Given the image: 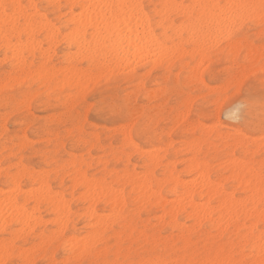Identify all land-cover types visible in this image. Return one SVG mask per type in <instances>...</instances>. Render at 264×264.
I'll return each mask as SVG.
<instances>
[{
	"label": "rangeland",
	"instance_id": "rangeland-1",
	"mask_svg": "<svg viewBox=\"0 0 264 264\" xmlns=\"http://www.w3.org/2000/svg\"><path fill=\"white\" fill-rule=\"evenodd\" d=\"M31 1H33L34 5H43L45 7L55 4L52 3V0L51 2L50 0H20L21 5H30ZM141 1L143 3L145 12L154 16L156 11L161 10L160 6L163 0ZM177 1L183 2L184 5L194 4L193 0L192 2H190L191 0ZM64 3L65 2L62 0L60 4L64 5ZM60 4L58 3V5ZM81 11L82 9L75 8L74 15H78ZM69 13H71V10H69L67 7L65 9L57 7L54 9H48L44 14L48 15L49 20L55 22L60 18V16H67ZM258 22L259 18L255 23L256 25L253 24L250 28L246 27L243 29L244 35L241 38L242 40H238L235 41V43H232V45L236 46L235 48H233L234 46L232 45L230 46L231 50H237V54H239L238 50L242 45L246 47V54L251 56L257 65L260 62L261 52L264 51V29L260 28ZM64 27H67V25H65ZM75 27L76 26L73 25L71 30H73ZM57 28L58 36L56 37V39H54L53 41H49V35L45 34L42 39H35V42L37 41L36 43H38V46L36 45V43H33V40L31 42L29 40V37H25V43L27 44V46L30 45V48L32 46L33 49H29L30 51L32 50V53L29 51V55L26 58V63L23 64L20 62L14 64L12 62L11 57L6 54L9 50L4 47V43L0 40V201H3L2 203L5 204V201L9 198L11 200L14 198H17L19 200L26 197L24 196L25 193L27 194L33 192L34 194L35 190L39 191L37 189H39L40 186H43L40 185V181L38 182V179H42V183L46 185L43 186V188H50V190L52 189L51 191L56 195L63 196L65 203L68 202L65 205L68 204L67 206H69H65V209L68 208L71 212L69 213L67 212V210L62 212L67 213L65 216L68 218V221H66V227L65 223L63 222L64 217L62 218V215L60 214V218H62V220H60L58 215L59 213L56 211L55 206L49 202L46 203V201H44L41 196V199L43 201L40 200V202L42 203L39 204V208L37 207V210H39L40 212L36 211L35 213L36 217L41 220L36 221L37 223L39 222L38 226L31 222L35 229L32 228V226L29 230V248L39 250L43 253L42 255L35 257V260L39 261L40 264H50V262L51 264H54V261L59 259L67 264L68 261L78 260L79 258L80 260L89 261V264H94L96 260L103 259L107 255L109 249H115L117 253H121L122 250L121 258L125 260H135L136 264H154V261L156 260L157 261L155 262V264H157V262L169 261V259L180 261L204 260L206 262L208 261L209 264H212L211 262H217L215 260L217 259L215 255L217 257L219 256L218 258H220L219 260L221 262L229 260H224V258L226 256L229 258L230 255V260L236 257L247 259V257L251 256L252 250L254 249V245L252 246V243H254V241L252 242L251 238H248L247 241L246 239H244V232L247 236L250 231L248 230V227H242L238 231H235L233 227L230 226L229 231L225 233L223 232V234L219 230L212 229L209 220L205 219L209 217L208 215H205L202 220L199 221L200 223L202 221L200 226L196 225L194 223H197L198 220L188 217L191 214L189 215L187 213L193 212V209L187 205V201H180V205L177 204L178 202L175 203L177 198L170 193V187L166 185V187L160 193V188H158L159 186L156 185V182L152 187V192L154 191V193H156L157 191V193H160L159 195L164 201L162 202L163 204L161 203L159 205H156L155 203H152L153 205H151L146 201L143 202V204L142 202H139L141 205L140 207L138 203L140 197V195H138L139 192L136 193L134 189H131L133 188V186L130 184L125 186L124 182H122L124 179L118 181V183L114 182V180L116 177H123L122 174H134L136 176L142 177V175H144L146 171V175L154 174L157 180L162 181L166 180L169 175L168 173L174 170L173 178L178 177V179L180 181H183L184 183H198V178L200 176H197L199 175L197 172H193L190 159L194 157L193 153L195 152L193 151L194 149H196L195 146L193 147V145L199 144V154L197 152L196 160L198 163H203L204 165L209 166L210 178L212 182H214L215 184L221 183L223 190L227 194H234L237 201H244V199L247 198L249 194L240 190L238 188V184H236L233 179H229L231 176V170L228 168V165L231 168V162H234V160L236 159H250V156H244V150L242 149L244 147L233 146L236 144V142L242 139L246 141L250 140V143L252 141L254 143L259 141V143L257 144H261L260 147L263 152L261 149H259V153L255 156V164L257 173L263 172L264 174V166L259 165L260 163H264V136H262L261 134L258 119L254 127L250 128L244 136L237 138L236 136L232 135V132L234 131L233 125L237 123L235 117L239 105L237 104L229 108L225 107L222 103L217 104V101L211 98L212 92L206 93L204 95H197L195 94L197 88L193 87L192 90L187 93H178L170 96L168 100L163 101L165 104L169 103V100L172 102L173 107L169 108V112L175 111V117L177 121L176 128L179 129L183 125L189 124V127L187 129L179 131L178 133L170 131L169 135L164 137V141L167 142H164L161 139L157 138V140L153 144L145 146V143L142 140L137 141L135 146L132 147V150L127 151V148L129 146L125 144L126 135H124L123 133V126L115 123L113 120L98 117L94 112H92L94 102L98 98H100L101 93L109 91H119L131 97L133 103L138 104L139 109L142 113L146 108L151 111L152 107H156L157 104V108L160 106L158 102L165 96V93L167 91L166 89L161 88L160 81L163 80L166 83L169 77H172L175 80H179L182 74H185V80L189 85L195 86L198 83L196 79L198 73L200 79L203 80L204 77L209 73L215 72L217 78L209 83V88L213 92L218 91L219 89L226 90L229 82L226 70L228 57L225 55L223 60L221 59V53L216 51V49L218 48V42H214L217 45L215 46V44H213L214 50L211 49L209 52H207L208 54H201L199 50L198 53H190L195 48L192 41L191 47L188 49V51L186 50V52L181 55L182 57L184 55V58H178L176 54L175 56L177 59L173 57L170 64L167 65L166 63L164 67H158L157 69L152 68L153 70L151 71L160 73V75L157 77L148 76L141 71L146 66V64L151 63L148 60L141 61L142 63H137L138 66H133V69L126 67L124 68L126 70L123 72L122 69H114L112 70V72H110V70H101L99 65L91 64V62L86 58L87 56L83 55L82 53V55H79L80 51L75 45H73L74 43L72 42V39L69 38L71 40L70 41L65 38V36H67L69 33H64L63 35H61L60 33L63 32L64 29L61 28L60 25H57ZM39 35L40 33L38 32L37 36ZM211 42L207 41V43ZM44 45H47V47H43ZM194 51L197 52L196 50ZM73 52H76L78 55L77 59L76 55L74 56L75 60L74 57L70 59L75 54ZM210 52L213 55L209 54ZM187 53L188 55H186ZM202 55L206 56L202 57ZM67 56H69L70 58H68ZM81 58H86L88 61L84 59L81 60ZM67 61H69L70 63ZM65 68L76 69L78 71H75L78 73H73L70 75L68 71L64 72L62 70H65ZM56 70L61 71L58 74ZM138 73L139 77L137 78ZM87 74L88 76H85ZM89 74H91V77H89ZM76 75L80 76V78H77L78 82L75 79ZM81 75L84 76L85 79ZM71 76H73V78ZM12 77H14V79ZM88 79L89 81H87ZM82 80H84L85 82H83ZM17 81L20 83H18ZM75 81L77 82V84ZM205 82L207 83L208 81ZM40 91H42L43 93ZM149 95L151 96L149 97ZM185 113L187 114V116ZM183 116L186 118H183ZM128 132L127 135L129 134L132 143L131 129H129ZM197 132H199V135H197ZM6 133L8 134L7 139H5ZM216 135L217 137L219 136L218 139H216ZM173 136H175V138H173ZM255 138L256 140L258 139V141H256ZM201 140L205 141L203 142L204 144L201 143ZM222 141H224L225 143H223ZM261 142H263V144ZM257 144L255 146H251L249 144L248 146L251 150L255 151L256 149H258L256 147ZM134 147L139 148L144 154L142 155L136 152ZM253 147H255V149ZM159 149H161L160 153L158 152ZM149 150L152 153L155 152V155L159 153L157 154V157L160 156L163 158L156 157V164H151L148 158H151L154 153L151 154ZM23 151L27 153V155L21 156V159L25 162L23 166L24 169L27 170L28 178L24 180L23 184H20V188L18 189L14 187L15 184H13L12 186L7 185L3 181L2 177L5 169L12 168L13 166L11 163H9V161L14 160L16 154ZM157 159L162 161H157ZM230 159H233V161H229ZM72 160H74V162ZM153 165L155 166L153 167ZM76 168L79 170L81 168V170L79 171ZM78 172H84L83 174L88 178L89 181L93 179L96 180V183H94L95 181H92L96 185H100V183L105 180L108 186L115 189V191L120 192L123 189L122 192H120L122 195V202H118L119 204H123L119 205L118 203H116V205L119 206L118 208V206H114L115 203L114 205H112L113 203L111 204L104 199H96V201L99 203H97L95 200H91V198H89L87 194L89 195L95 190V185L91 183L89 185L86 184L91 188L92 191L89 187V189L86 188L87 186L84 184L83 180V182H79L82 179V176L78 177ZM31 176H33L34 178L36 177L37 181L35 182L32 179H29ZM112 182H114V184ZM84 185L86 189L84 188ZM96 187V190L99 191V186ZM43 188L39 191V193H42L41 195L44 194V192H41ZM16 189H18V191ZM81 189H83V191H81ZM28 190L31 192H29ZM57 192L59 194H57ZM7 196L8 198H6ZM86 196L89 199H84L86 198ZM199 199L200 197H196L197 205L206 203V199ZM210 202L211 207H217L219 205V201L214 200ZM91 203L94 204V206L92 207H94L93 211L95 210L97 217L93 215L94 212L91 210L92 207H90V205L93 204ZM146 203L149 205H144ZM183 203L186 205H184ZM174 204H177V207ZM36 206L37 203L35 204L33 209H35ZM88 206L90 207V209H88ZM142 207H144L145 209H143ZM173 207H176V210L174 211L175 215L178 213L176 216H172V212L174 210L172 209ZM177 208L181 209L179 210L181 213L179 211L176 213V211L178 210ZM8 209L9 207H6L5 210ZM112 210L116 211L117 213H113ZM136 210L138 212H136ZM168 210L171 211L169 212L171 213V216L168 215ZM6 212L8 214L4 215L8 216H5V221L2 219V222L7 223L3 224L4 226L0 225V241H2L3 244L5 242L6 235L5 225L10 224L7 227L9 229H14L15 231H21L24 228L22 225L20 228H16V225L18 224V222L16 221L17 218H11L12 215L10 213H12V211L10 212L8 210ZM99 215L100 218L98 217ZM111 215L114 217H112ZM105 216L107 218L109 217V220H107L108 222L110 221V226L108 225ZM158 216L160 218H158ZM104 217L105 221H102ZM212 217L214 221L216 220V222H218L219 217L220 221V214L219 216L218 213L213 214ZM67 218H65L64 220H66ZM8 219H10L12 222L14 220L15 221L12 223L9 222L10 220L7 221ZM58 219L62 221V223H58ZM94 219H96L97 221ZM173 219H176L175 221H177L176 226L174 225ZM99 220H101L102 222H106L107 226H109L110 228L105 226V223H103V226V224L101 223V221L99 222ZM43 221H45V223ZM171 221H173V223ZM2 222H0V224H2ZM96 222H99L97 224H102V230L106 228L108 230L106 229L105 231H103L104 233H101V235H99V233L102 231L101 229H98V227L100 226H96V229L92 228L94 226H91L97 225ZM225 223H221V225L224 224L223 228L226 227ZM60 224L62 225V227L59 226ZM242 224H245V222L241 221V225ZM179 227H181L182 230ZM187 228H189L190 230ZM194 228H197V231H193ZM186 229L188 230V233H191L188 234ZM30 231H32L33 233ZM95 231H97V237L94 235ZM263 231L264 224L260 226V229L255 233V236L257 237L258 235L263 234ZM88 233L90 235L92 234V239L90 238L92 241L91 246V241L86 242H89L87 244L88 246H86V243L84 242L89 235ZM208 233L210 234V236ZM7 235L11 236L13 235V233L9 232L7 233ZM53 235H56V237H54ZM114 235L117 237H115ZM119 235L121 236L118 237ZM101 238H103L104 241ZM74 239L76 241L78 240L77 242L79 243L76 244V242L73 241ZM184 240L185 242L188 240L189 241L185 243ZM245 241L246 245L244 243ZM2 242L0 243L2 244ZM97 242H99L98 244H102L104 247L99 250L92 251V249L95 248L96 245H98ZM69 243H72V245L75 246L78 245V249L79 247L80 249L84 247L83 252L89 254H81L79 253L81 250H77L76 248V250L79 251L77 252L73 248L75 246L72 247V245ZM81 243H83V245ZM110 243H112V245ZM187 243L189 244L187 245ZM237 243L239 244V246ZM243 243L248 247L249 254L247 256L243 255V248L245 247H243ZM184 245L185 247L181 249ZM39 246L40 248H38ZM250 246L252 247V249ZM2 247L3 245H0V248ZM228 249L230 251H228ZM218 250L221 252H219ZM215 252L218 253L216 254ZM220 253L225 255V257L221 258L223 256H221ZM256 253L258 255L259 252L255 251V255ZM255 255L252 257L253 259H261L260 255H258V257L257 255L255 257ZM76 257L78 258L75 259ZM1 258L3 259V256H1L0 259ZM12 259H19V256L12 257Z\"/></svg>",
	"mask_w": 264,
	"mask_h": 264
},
{
	"label": "bare ground",
	"instance_id": "bare-ground-1",
	"mask_svg": "<svg viewBox=\"0 0 264 264\" xmlns=\"http://www.w3.org/2000/svg\"><path fill=\"white\" fill-rule=\"evenodd\" d=\"M10 1V2H9ZM0 0V3H7V4H17V5H21V2L20 0ZM22 1V0H21ZM65 3L64 5L66 4V6L68 5H91L92 7H85V8H82V11L78 14V15H74V10L75 8H68L69 10H71V13L73 15V19H74V26H76L73 30H71V33H69L67 36H65V38H67L68 40H70L69 38L72 39V42L74 43L73 45H75L78 50L80 51L79 55H85L87 56L86 58L91 62V64L93 65H99L101 70H104V71H109L112 72V70H121L122 69V72L125 71L126 69L124 68H132L133 66H138L137 63H142L141 61H146L148 60L149 62H151V64L153 65V69H157L158 67H164V65L167 63L170 64V62L172 61L173 57L176 58V54H177V57H182L181 55L184 54L186 52V50H184L183 48V45H180V46H177L178 47V50L177 51H173L171 54H165V55H161L159 53H156L155 51H149V48H154V43L155 41L158 39V36L155 34V31L154 29L149 25L148 21L150 19V16L147 12H145V9L143 8V3L141 0H63ZM194 4L192 5H208V6H221L223 4V6H236V7H233V8H229V9H222V8H217V7H206V8H198L195 10V16L194 18L190 21L189 23V27L191 28L192 30V41H193V46L195 47L194 50H196L197 52H195L194 50H192L190 53L194 52V53H198L200 51L201 54H208L207 52H209L211 49L214 50V45L215 44L214 42L215 41H218V37L221 33V29L222 27H224L223 25V16H222V13L224 11H230V12H239V13H248V12H255V13H258L259 12V8H244L242 6H245V5H260L261 4V0H193ZM9 2V3H8ZM51 2V0H50ZM62 2V0H52V3H55L58 5V3L60 4ZM144 2V1H143ZM192 2V0L190 1ZM189 3V2H188ZM166 4H182L184 5L183 2H178L177 0H163L162 3H161V10L159 11H156L155 12V15L156 13L158 12H162L164 11V9L162 8L163 5H166ZM30 5H34L33 1H31ZM128 5H140L142 6L141 8H137V9H133V8H130V7H126ZM187 5V4H186ZM147 10V8H146ZM61 17V16H60ZM256 20H258V16L256 17ZM259 23V22H258ZM256 25V24H254ZM3 31H4V20H3V16L2 14H0V40L4 43V47L8 49V47L6 46L5 42H4V36H3ZM91 32V33H90ZM38 32L35 33V36H37ZM67 34V33H66ZM17 38H19V34L17 33ZM47 35V34H46ZM35 36L33 37H29V40L32 42L33 40V43H36L35 42ZM58 36V32L56 34V37ZM28 37V36H26ZM56 37H52V36H49L48 38H50L49 41H53L54 39H56ZM76 37V38H75ZM74 38V39H73ZM210 38V39H209ZM28 39V38H27ZM26 39V40H27ZM66 40V41H68ZM210 40V41H209ZM242 40V39H241ZM48 41V40H47ZM56 41V40H55ZM54 41V42H55ZM71 41V40H70ZM208 42H211V43H207ZM241 42V41H239ZM235 43V42H234ZM31 44V43H30ZM43 44V43H41ZM40 44V45H41ZM47 44V43H46ZM53 44V42H52ZM59 44V43H58ZM209 44V45H207ZM239 44V43H238ZM237 44V45H238ZM36 45L38 46V43H36ZM218 45V44H217ZM215 44V46H217ZM3 46V45H2ZM36 46V47H37ZM57 46V45H56ZM234 46L233 48H235L236 46L235 45H232ZM29 48L28 49H33V47L31 46L30 48V45L28 46ZM42 47V46H41ZM40 47V48H41ZM38 48V47H37ZM262 48V46H261ZM55 49V48H54ZM9 50V49H8ZM199 50V51H198ZM260 50V49H259ZM30 51V50H29ZM34 51V50H33ZM188 51V50H187ZM261 51V50H260ZM32 53V50L30 51ZM37 52V51H36ZM35 52V53H36ZM255 52V51H254ZM75 53L71 58L69 56H67L68 58L72 59L75 55H76V59L78 57L77 53L76 52H73ZM72 53V54H73ZM82 53V54H81ZM257 53V52H256ZM7 54V53H6ZM199 54V55H201ZM209 54H212L211 52ZM218 54V53H217ZM179 55V56H178ZM188 55V53L186 54ZM185 55V56H186ZM192 55H195V54H192ZM213 55V54H212ZM211 55V57H212ZM260 55V54H259ZM7 56V55H6ZM51 56V55H50ZM54 56V55H53ZM84 56V57H85ZM205 57L206 55H202V57ZM80 57V56H79ZM82 57V56H81ZM194 57V56H193ZM201 57V58H202ZM66 58V57H65ZM84 59V58H81V60H87V59ZM184 58V55L183 57ZM200 58V59H201ZM207 58V57H206ZM10 59V58H9ZM204 59V58H203ZM211 59V58H210ZM208 59V60H210ZM12 60V59H11ZM34 60V59H33ZM74 60H75V57H74ZM87 60V61H88ZM179 60V59H178ZM205 60V59H204ZM203 60V61H204ZM79 61V60H78ZM177 61V60H176ZM175 61V63H176ZM200 61V60H199ZM69 62V61H67ZM72 62V61H71ZM82 62V61H81ZM46 63V62H45ZM70 63V62H69ZM145 63V62H144ZM23 64V63H22ZM90 65V63H89ZM92 65V66H93ZM200 65V64H199ZM20 67V66H19ZM18 67V68H19ZM24 67V66H23ZM198 67V66H197ZM196 67V69H197ZM64 68V67H63ZM133 69V68H132ZM131 69V70H132ZM152 69V70H153ZM64 72L68 71L69 74H75V73H78L76 71V69H62ZM76 70V71H75ZM130 70V69H129ZM41 71V69H40ZM57 71V70H56ZM61 70L57 71V73L59 74ZM197 71V70H196ZM202 71V70H201ZM81 72V71H80ZM102 72V71H100ZM54 73V72H53ZM109 73V72H107ZM127 73V72H126ZM189 73V72H187ZM9 74V73H8ZM35 74V73H34ZM112 74V73H111ZM178 74V73H177ZM199 74V73H198ZM64 75V74H63ZM91 77V74H89ZM109 75V74H108ZM74 76V75H73ZM73 76H71L73 78ZM82 76V75H81ZM85 76H88L85 75ZM95 76V75H94ZM80 78V76L76 75V80L77 78ZM84 79L85 77L82 76ZM104 77V76H103ZM14 79V77H12ZM28 78V77H26ZM53 78V77H51ZM87 78V77H86ZM100 78V77H99ZM109 78V77H107ZM106 78V79H107ZM42 79V78H41ZM82 79V78H81ZM22 80V79H21ZM19 80V81H21ZM50 80V78H49ZM108 80V79H107ZM64 81V80H63ZM83 82H85L84 80H82ZM89 81V79L87 80ZM86 81V83H87ZM18 82V81H17ZM73 82V81H72ZM76 82V81H75ZM78 82V80H77ZM76 82V84H77ZM91 82V81H90ZM94 82V81H93ZM20 83V82H18ZM40 84V83H39ZM44 85V84H43ZM74 85V84H73ZM85 86V85H84ZM227 86V85H226ZM81 88V87H79ZM226 88V87H225ZM220 90V89H219ZM42 92V91H40ZM38 92V93H40ZM83 92V91H81ZM154 92V91H153ZM43 93V92H42ZM211 94V93H210ZM154 95V94H153ZM59 96V95H58ZM61 96V95H60ZM86 96V95H85ZM151 95H149L150 97ZM158 98V97H157ZM201 98V97H200ZM154 99V98H153ZM194 99V98H193ZM54 100V99H53ZM64 100V99H63ZM65 101V100H64ZM63 101V102H64ZM62 103V102H61ZM158 105V104H157ZM156 105V107H157ZM215 105V104H214ZM73 106V105H71ZM190 107V106H189ZM186 112H189V111H186ZM186 114V113H185ZM184 114V116H185ZM183 115V114H182ZM183 118H186L184 117ZM187 116V114H186ZM176 119V117H175ZM178 119V118H177ZM182 121V120H181ZM181 124V123H180ZM198 125V124H197ZM201 127V126H200ZM25 131V130H24ZM129 131V130H128ZM213 131V130H212ZM210 132V131H209ZM129 133V132H128ZM57 135V134H56ZM125 135V134H124ZM209 135V134H207ZM96 137V136H95ZM207 137V136H206ZM217 137V135H216ZM219 137V136H218ZM218 137L216 139H218ZM228 138V137H227ZM250 138V137H249ZM125 139V138H124ZM256 140V138H255ZM226 141V140H225ZM258 141V139L256 140ZM264 141V140H263ZM205 142L204 140H201V143ZM223 143H225L224 141H222ZM234 142V141H233ZM253 142V141H252ZM250 143V140L249 141H246L244 139L242 140H239L238 142H236L235 145H233L234 147H244L242 148L244 150V156H250V159H246V158H243V159H236L234 160V162H231L232 163V166L231 168L229 167L228 165V168L231 170L230 173H231V176L229 179H233L236 184H238V188L240 190H242L243 192L245 193H248L249 196L247 198L244 199V201H237L234 194H227L223 188H222V185L221 183L220 184H215L214 182H212L211 178H210V169H209V166L207 165H204L203 163H198L197 160H196V155H197V152L199 154V149L200 148L199 144H195L193 145V147L195 146L196 149H194L193 152V158L190 159L192 163V170L193 172H197L199 175L197 176H200L198 178V183L196 182H190L189 183H184L183 181H180L178 179V177H174L173 178V173H174V170L169 172L168 174V178L166 180H157L156 176L154 174H148L146 175V171H145V174L142 175V177H139V176H136L134 174H122L123 177H116L114 182H117L124 179L122 182H124V185H132L133 188L131 189H134V191L138 193V195H140L139 197V202H146L153 205L152 203H155L156 205H159L161 204L163 201L162 197L159 195L163 189L167 186L170 187V193L172 195H174V197H176V202H178L177 204L180 205V201L182 202H185L187 201L186 203H188L187 205L193 209V212L191 213H187V214H191L190 216L188 217H191L193 219H197L198 222L200 220H202V218L206 215H208L209 217L208 218H205V219H208L211 226H212V229H215V230H219L221 231L222 233L224 232H228L229 231V228L230 226L233 227V229L235 231H238L239 229H241L242 227L244 228H249L248 230L249 233L247 234V236L245 235V232H244V239H247L248 238H251L252 242L254 241V243H252V246L254 247V250L259 252L258 255H260L261 257V246L262 244H264V239H262V236H264V231L262 232L263 234L261 235H258L257 237L255 236V233L259 231L260 229V226L262 224H264V174L263 172L261 173H257V169H256V164H255V156L259 153V149H261L260 145L257 144L259 143L258 142H255L257 144V148L255 151L254 150H251L250 147L248 146L249 144L251 146H255L256 144L253 142V143ZM37 143V142H36ZM200 143V144H201ZM209 143V142H208ZM211 143V142H210ZM263 144V142H261ZM125 144L126 145H131V140H130V136L129 134L126 135V139H125ZM204 144V143H203ZM233 144V143H232ZM202 145V144H201ZM214 145V144H213ZM227 145V144H226ZM259 145V146H258ZM212 146V145H211ZM246 146V147H245ZM23 147V146H22ZM224 147V145H223ZM135 148V147H134ZM255 149V147H253ZM88 149V148H87ZM162 149V148H161ZM159 149V153H160V150ZM179 149V148H177ZM136 152L140 153V154H144L139 148H135ZM196 150V151H195ZM221 150V149H220ZM262 150V149H261ZM188 151V150H187ZM254 153H252V152ZM24 152V151H23ZM150 152V150H149ZM189 152V151H188ZM263 152V150H262ZM152 155H149V156H152L151 158L149 156L148 159L150 160L151 164H156V157H157V153L155 155V152H150ZM261 153V152H260ZM146 154V153H145ZM69 155V154H68ZM134 155V154H133ZM10 156V155H9ZM99 158V157H98ZM157 158H163V157H160L158 156ZM127 159V158H126ZM114 160V159H112ZM187 160V159H186ZM74 162V160H72ZM157 161H162V160H158ZM229 161H233V159L229 160ZM228 161V162H229ZM99 162V161H97ZM149 162V164H150ZM154 162V163H153ZM159 163V162H157ZM189 163V164H190ZM231 163H226V164H231ZM91 164V162H90ZM97 165V164H96ZM159 165V164H158ZM260 166H264V163L263 164H259ZM74 166V164H73ZM88 166V165H87ZM155 165H153L154 167ZM190 166V165H189ZM220 166V165H219ZM258 166V165H257ZM13 167V166H12ZM24 167V166H23ZM175 167V166H174ZM227 167V166H226ZM2 168V167H1ZM78 168V167H77ZM76 168V169H77ZM90 168V166H89ZM158 168V167H156ZM72 169V168H71ZM154 169V168H153ZM175 169V168H174ZM189 169V167H188ZM259 169V168H258ZM1 170V169H0ZM56 170V169H55ZM79 170V169H77ZM81 170V168H80ZM79 170V171H80ZM155 170V169H154ZM176 170V169H175ZM191 170V168H190ZM188 170V171H190ZM86 171V170H85ZM84 171V172H85ZM56 172V171H55ZM71 172V171H70ZM82 172V171H81ZM83 172V173H84ZM114 172V171H112ZM110 172V173H112ZM154 172V171H153ZM152 172V173H153ZM49 173V172H48ZM77 173V172H76ZM83 173H79L78 172V177L79 176H82L81 180L79 181L80 183L84 181V184L86 185H89L90 183L91 184H94L96 183L97 181L96 180H88V178L83 174ZM109 173V174H110ZM29 175V174H28ZM32 175V174H31ZM111 175V174H110ZM55 177V176H54ZM74 177V176H73ZM75 178V177H74ZM91 178V177H90ZM195 178V177H194ZM29 179H32L33 181H37V178L31 176ZM76 179V178H75ZM223 179V178H222ZM227 179V178H226ZM83 180V181H82ZM225 180V178H224ZM223 180V181H224ZM40 181V185H43V186H46L42 183V179H38V182ZM92 181H95L94 183ZM113 181V180H112ZM185 181V180H184ZM231 181V180H230ZM233 181V182H234ZM114 182H112L114 184ZM156 182V185L159 186L158 188H160V193L156 191V193H154V191L152 192V187L154 185V183ZM189 182V180H188ZM62 185V184H61ZM85 185H84V188H85ZM86 185V186H87ZM95 185V190L91 193V188L89 186H87L86 188H90V193L91 194H87V196L89 198H91V200H95L96 199H104V200H107L108 202H110L112 205H115L114 206H118L116 205V203H118L119 201L122 202V195L120 192H122V190L120 192H117L115 191V189H113L112 187H109L108 184L106 183L105 180H103L100 185ZM119 185V184H118ZM123 185V186H124ZM43 186H40L39 189L37 190H41L43 188ZM96 186H99L98 188H100V190H96ZM111 186V185H110ZM16 188H20V183H16L15 186ZM49 187V186H48ZM236 187V186H235ZM47 188V187H46ZM85 188V189H86ZM88 188V189H89ZM123 188V187H122ZM157 188V189H158ZM15 189V188H14ZM18 189H16L18 191ZM32 189V188H31ZM15 190V191H16ZM43 190H47L46 192L43 191ZM43 190L41 192H44L43 195H41L42 193H39V191H36L35 190V193L33 194V192L31 193H25L24 196H26L25 198L26 199H36V203H37V206L35 207V209L32 210V214H31V217H30V220L29 219H26V222L24 225H22L23 227H26L28 223H33L35 225L38 226V223L36 221H39L41 219L37 218L36 217V211L37 212H40L39 210H37V207L39 206L40 203V200L41 201H46V203H51L55 206L56 208V211L59 213H55V214H58L59 215V218L60 216L62 215V218H63V222L65 223V226H66V221H68V218L65 217L67 213H62L64 211L67 210V212L71 213L70 210L67 208L65 209V206L66 207H69L67 205H65V200H64V197L61 196V195H56L55 193H53L50 188H47L45 189V187L43 188ZM10 191V190H9ZM20 191V190H19ZM27 191V192H28ZM33 191V190H32ZM119 191V190H118ZM3 192V191H2ZM21 192V191H20ZM24 192V191H23ZM72 192V191H71ZM4 193V192H3ZM6 193V192H5ZM40 195H39V194ZM130 193V192H129ZM2 194V193H1ZM10 194V193H8ZM16 194V193H15ZM32 194V195H31ZM46 194V195H45ZM48 194V195H47ZM57 194H59L57 192ZM85 194V195H86ZM244 194V193H243ZM19 195V194H18ZM82 195V194H81ZM137 195V196H138ZM39 196V197H38ZM41 196H42V199H41ZM46 196V197H45ZM68 196V195H67ZM80 196V195H79ZM84 198V199H89V198ZM4 197V196H3ZM11 197V196H9ZM14 197V196H12ZM196 197H200L203 198V199H206V203L202 204V205H197L196 203ZM8 198V196L6 197ZM79 198V197H77ZM124 199V198H123ZM138 199V198H137ZM199 199V200H200ZM6 200V199H5ZM17 198H14V199H7L5 201V204H3L2 202L3 201H0V222H2L4 220V217L5 216H8V215H4V214H8L6 211H12V213H10L11 215V218H17L16 221L19 222V217H20V209L17 207ZM80 200V199H79ZM98 200V201H99ZM136 200V199H135ZM165 200V199H164ZM185 200V201H184ZM219 201V205L217 207H211V202L210 201ZM71 201V200H70ZM85 201V200H84ZM92 201V202H93ZM90 202V201H89ZM97 202V201H96ZM135 202V201H134ZM70 203V202H69ZM99 203V202H97ZM144 204V205H149V204ZM44 204V202H43ZM93 204V203H91ZM119 204V203H118ZM123 203L119 204V205H122ZM154 204V205H155ZM163 204V203H162ZM165 204V203H164ZM176 204V205H177ZM184 204V203H183ZM6 205V206H4ZM96 205V204H95ZM140 205V203H139ZM175 205V204H174ZM175 205V206H176ZM186 205V204H184ZM50 206V204H49ZM94 206L93 205H90V207ZM113 206V207H114ZM6 207L9 209L8 210H5ZM89 207V206H88ZM90 207L88 209H90ZM139 207V206H138ZM141 207V205H140ZM139 207V208H140ZM177 207V206H176ZM176 207H173L172 209L173 212H172V216H176L178 213L179 210H181L180 208H177L178 210L176 211V215H175V210H176ZM179 207V206H178ZM39 208V207H38ZM93 208H91V210L93 211ZM116 208V207H115ZM119 208V206H118ZM124 208H125V205H124ZM143 209H145L144 207H142ZM47 209V208H46ZM123 209V208H121ZM184 209V208H183ZM115 210V209H114ZM87 211V210H86ZM91 211V212H92ZM111 211V210H110ZM113 211V210H112ZM163 211V210H161ZM94 212V216H96V213H95V210L93 211ZM116 212V211H113V213ZM120 212V211H119ZM118 212V213H119ZM136 212H138L136 210ZM171 211L168 210V215L171 216V213H169ZM180 212V211H179ZM52 213V212H51ZM87 213V212H86ZM90 213V212H89ZM117 213V212H116ZM116 213H115V216H116ZM166 213V212H165ZM164 213V214H165ZM181 213V212H180ZM183 213V211H182ZM218 213V216L220 214V221H219V217H218V222H216V220L214 221L213 219V214H216ZM2 214V215H1ZM39 214V213H38ZM61 214V215H60ZM112 214V212H111ZM120 214V213H119ZM136 214V213H135ZM138 214V213H137ZM98 215V214H97ZM101 215V214H100ZM100 215L98 216L100 218ZM167 215V214H166ZM79 216V215H78ZM87 216V215H86ZM109 216V215H108ZM112 216V215H111ZM161 216V215H159ZM158 216V218H160ZM81 217V216H80ZM88 217V216H87ZM94 217V218H95ZM106 217V216H105ZM105 217L104 219H102V221H105ZM114 217V216H112ZM62 218H60V220H62ZM65 218H67L66 220H64ZM109 218V217H108ZM106 217V221L108 222V219ZM119 218V217H117ZM157 218V217H156ZM163 218V217H162ZM172 218V217H171ZM174 218V217H173ZM201 218V219H200ZM3 219V220H2ZM108 219V220H107ZM111 219V218H110ZM122 219V218H121ZM204 219V220H205ZM10 219H8L7 221H9ZM14 220V219H13ZM53 220V219H51ZM59 220V219H58ZM57 220V221H58ZM58 223H62V221H60ZM96 220V219H94ZM98 220V218H97ZM96 220V221H97ZM120 220V219H119ZM124 220V219H123ZM159 220V219H158ZM174 220V225L176 226L177 224V221H175L176 219H173ZM5 221V220H4ZM15 221V220H14ZM13 221V222H14ZM34 221V222H33ZM79 221V220H78ZM90 221V220H89ZM101 220H99L100 222ZM101 223H105V226H107L106 222H102ZM113 221V219H112ZM132 221V220H131ZM207 221V220H206ZM241 221H244L245 224H242L241 225ZM9 222H12L11 220ZM12 222V223H13ZM45 223V221H43ZM50 222V221H49ZM53 222V221H52ZM56 222V221H55ZM70 222V221H69ZM99 222H96L99 223ZM110 222V221H109ZM108 222V225L110 224ZM158 222V221H157ZM161 222V221H160ZM163 222V221H162ZM173 223V221H171ZM197 222V223H198ZM226 222V223H225ZM7 222H2V224L0 225H3V224H6ZM42 223V222H41ZM63 223V224H64ZM95 223V221H94ZM117 223V222H115ZM141 223V222H140ZM167 223V222H165ZM196 222L194 224L196 225H201V223L197 224ZM204 223V222H203ZM221 223H225V228L224 227V224L221 225ZM33 224H31L33 226ZM48 224V223H47ZM101 224V225H102ZM157 224V223H156ZM155 224V226H156ZM179 224V223H178ZM10 225V224H9ZM7 225V226H9ZM58 225V224H57ZM101 225L100 224H97V225H91V226H94L92 228L96 229V226H100L98 227V229L102 230L101 228ZM112 225V224H111ZM143 225V224H142ZM158 225V224H157ZM180 225V224H179ZM4 226V225H3ZM36 226V227H37ZM41 226V224H40ZM54 226V225H53ZM59 226L62 227V225L60 224ZM90 226V228H91ZM104 226V224H103ZM110 226V225H109ZM109 226H107L108 228H110ZM141 226V225H140ZM181 226V225H180ZM60 227V228H61ZM67 227V226H66ZM128 227V226H127ZM185 227V226H184ZM196 227V226H195ZM34 228V226L32 227ZM59 228V229H60ZM85 228V227H84ZM173 228V227H172ZM175 228V227H174ZM181 229V227H179ZM178 228V229H179ZM35 229V228H34ZM32 229V230H34ZM48 229V228H47ZM58 229V228H57ZM66 229V228H65ZM107 229V228H106ZM106 229L102 230L101 232L99 233V235H101V233H104L103 231H105ZM189 229V228H187ZM186 229L187 233H188V230ZM197 229V228H196ZM195 228L193 231H197ZM17 230V229H16ZM56 230V229H54ZM108 230V229H107ZM177 230V228H176ZM182 230V229H181ZM190 230V229H189ZM20 231V230H19ZM94 231V230H93ZM132 231V230H131ZM129 231V232H131ZM180 231V230H179ZM218 231V233H219ZM32 232V231H30ZM64 232V231H63ZM96 232L95 231V236L97 237L96 235ZM208 232V231H207ZM248 232V231H246ZM261 232V231H260ZM33 233V232H32ZM90 233V232H89ZM88 233V234H89ZM185 233V234H187ZM191 233V232H190ZM188 233V234H190ZM223 233V234H224ZM240 233V232H238ZM42 234V233H41ZM53 234V232H52ZM56 234V233H55ZM184 234V233H183ZM209 234V233H208ZM87 235V234H86ZM92 235V234H91ZM90 234L87 236V239H85L86 241H84L85 243L87 241H91L92 239V236ZM216 235V234H215ZM218 235V234H217ZM48 236V235H46ZM54 236V235H53ZM60 236V235H59ZM91 236V237H90ZM115 236V235H114ZM121 235H119L118 237H120ZM129 236V234H128ZM210 236V234H209ZM229 236V235H228ZM240 236V235H239ZM45 237V236H44ZM56 237V235L54 236ZM84 237V236H83ZM89 237V239H88ZM95 237V238H96ZM117 237V236H115ZM166 237V236H165ZM212 237V235H211ZM220 237V235H219ZM222 237V236H221ZM243 237V235H242ZM76 238V237H75ZM94 238V239H95ZM104 238V237H103ZM101 238V239H103ZM140 238V237H139ZM147 238V237H146ZM205 238V237H204ZM210 238V237H209ZM52 239V238H51ZM72 239V238H71ZM93 239V240H94ZM202 239V238H201ZM80 240V239H79ZM84 240V239H83ZM97 240V239H96ZM180 240V239H179ZM187 240V239H186ZM207 240V239H206ZM219 240V239H218ZM243 240V239H241ZM53 241V240H52ZM70 241V240H69ZM74 242H76V244H78L79 242H77L75 239L73 240ZM95 241V240H94ZM98 241V240H97ZM104 241V239H103ZM134 241V240H133ZM189 241V240H188ZM186 241V242H188ZM210 241V240H209ZM214 241V240H213ZM246 241L244 242L245 245H246ZM2 242V241H0ZM42 242V241H40ZM73 242V243H74ZM118 242V241H116ZM179 242V241H178ZM185 242V240H184ZM185 242V243H186ZM89 243V242H88ZM86 243V246H88ZM99 242H97L98 244ZM121 243V242H120ZM123 243V242H122ZM173 243V242H172ZM244 243L242 244L243 247L245 246ZM40 244V243H39ZM72 245V243H69ZM75 244V243H74ZM83 245V243H81ZM92 244V241L90 243V246ZM112 245V243H110ZM109 244V245H110ZM154 244V243H153ZM189 243H187L188 245ZM194 244V243H192ZM205 244V243H204ZM238 244V243H237ZM0 245H3V242L2 244L0 243ZM42 245V244H40ZM110 245V246H111ZM114 245V244H113ZM186 245V246H187ZM241 245V244H240ZM38 246V244H37ZM43 246V245H42ZM70 246V245H69ZM75 246V245H72V247ZM78 246V245H77ZM77 246L73 247L75 250L77 248ZM89 246V247H90ZM154 246V245H152ZM171 246V245H170ZM239 246V244H238ZM71 247V249H72ZM184 246H182L181 249H183ZM220 247V246H219ZM251 247V246H250ZM40 248V246L38 247ZM47 248V247H46ZM91 248V247H90ZM241 248V247H240ZM89 249V248H88ZM244 249V248H243ZM252 249V247H251ZM77 250H81L80 252L77 251ZM77 252L79 253H85L83 252L84 250V247L80 249L77 248ZM168 250V249H167ZM221 250V249H220ZM238 250V249H237ZM240 250V249H239ZM87 251V250H86ZM120 251V250H119ZM217 251V250H215ZM219 251V250H218ZM228 251H230L228 249ZM76 252V253H77ZM89 252V251H88ZM182 252V250H181ZM221 252V251H219ZM200 253V252H199ZM216 254L218 252H215ZM228 253V252H227ZM85 254H89V253H85ZM105 254V253H104ZM153 254V253H152ZM156 254V253H155ZM233 254V253H232ZM249 254V253H248ZM77 255V254H76ZM168 255V254H167ZM219 255V254H218ZM221 258H224L225 255H223L222 253H220ZM257 255V253H256ZM255 255V257H256ZM257 255V257H258ZM2 255H0L1 257ZM80 256V255H79ZM242 256V255H241ZM246 256V255H245ZM194 257V255H193ZM213 257V256H212ZM215 257L219 260L220 258H218L216 255ZM230 257L231 255L229 256V258L226 256L224 258L225 259H229L230 260ZM253 257V256H252ZM42 258V257H41ZM78 257H76L75 259H77ZM126 258V257H125ZM156 258V257H155ZM180 258H183V257H180ZM248 258V257H247ZM2 259V258H1ZM79 259V258H78ZM83 259V258H82ZM212 259V258H211ZM215 259L217 262L218 260ZM241 259V258H240ZM257 259V258H256ZM152 260V259H151ZM205 260H208V259H205ZM213 260V259H212ZM222 260V259H221ZM255 260V258H254ZM260 260V259H258ZM256 260V261H258ZM145 261V260H144ZM157 261V260H156ZM154 261V264L155 262ZM170 261V259H169ZM204 261V260H202ZM227 261V260H226ZM149 262V261H148ZM206 262V261H204ZM208 262V261H207ZM219 262H221L219 260ZM224 261H222L220 264H222ZM152 263V262H150ZM212 263V262H211ZM142 264V263H141ZM145 264V263H144Z\"/></svg>",
	"mask_w": 264,
	"mask_h": 264
},
{
	"label": "snow or ice",
	"instance_id": "snow-or-ice-1",
	"mask_svg": "<svg viewBox=\"0 0 264 264\" xmlns=\"http://www.w3.org/2000/svg\"><path fill=\"white\" fill-rule=\"evenodd\" d=\"M85 8L92 7L91 5H68L63 4L48 5H17L0 3V14L4 20V42L8 47V56L11 57L12 62L26 63V58L29 55V49L25 43V37H33L36 32L39 36L36 39H42L45 34L56 37L58 32L57 25L64 29L60 34L71 33L74 25L72 13L67 16H61L55 22L49 20L48 15L44 13L48 9L54 8ZM133 9L141 8L140 5H128ZM217 7L222 9H229L236 6H208V5H182V4H166L162 8L164 11L151 15L148 21L149 25L154 29L158 39L154 43V48H149V51H155L161 55L171 54L177 51L180 45H183L184 50H188L192 44V30L189 27L190 21L195 16V10L198 8ZM244 8H259V12H230L224 11L223 25L221 33L218 37L217 52L221 53V59L224 56L228 57L226 63L228 87L226 90L212 91L209 88V83L216 79V73H209L200 79L197 74V85H189L185 80V74H182L179 80L169 77L165 83L160 81L161 88L166 89L165 96L158 102L160 106L152 107L151 111L147 108L142 113L138 104H134L131 97L119 91L102 92L100 98L94 102L92 112L103 119L113 120L115 123L123 126V133L127 135L131 129L132 144L129 145L127 151H131L137 141H143L145 146L153 144L157 138L164 141V137L169 135L170 131L178 133L189 127V124L183 125L177 129V121L175 119V111L169 112V108L173 107L172 102L165 104L163 101L168 100L170 96L178 93H187L193 87L197 88L195 94L204 95L212 92L211 98L217 101V104H224L225 107L239 105L236 113L237 123L233 125L234 131L232 135L237 138L244 136L248 130L255 126L257 119L261 134L264 136V51L261 52L260 62L257 65L251 56L247 55V48L243 45L238 50H231L230 46L233 42L241 40L244 35L243 29L250 28L257 22L256 17L259 18V25L264 29V0H261L260 5H245ZM67 25V27H64ZM19 34L17 38L16 34ZM43 47H47L44 45ZM152 64L148 63L141 70L148 76H159V72H153ZM258 69V71H257ZM139 73L137 74V78ZM205 81H208L207 83ZM191 123V122H189ZM7 133L5 139H7ZM199 135V132H197ZM175 138V136H173ZM167 142V141H164ZM27 155L26 152L17 153L14 160L9 161L13 165L12 168H6L3 174V181L12 186L13 184H23L24 180L28 178L27 170L24 169V161L21 156ZM51 159V158H50ZM23 190V189H21ZM83 191V189H81ZM36 199L22 198L17 200V207L20 209L19 222L16 228L24 225L26 219L30 220L32 210L36 204ZM31 223H28L21 231L9 229L5 225V242L0 248V264H40L35 260V257L43 253L36 249L29 248V230ZM12 232L9 236L7 233ZM66 239V237H65ZM264 239V236H262ZM102 244H98L92 251L103 248ZM121 253H117L115 249H109L107 255L101 259L96 260L94 264H136L135 260H125L121 258ZM243 255H248V247H244ZM255 255V250H252L251 256L247 259H240L239 257L224 261L223 264H264V244L261 246V259L256 261L252 258ZM19 256V259H12V257ZM51 264V262H50ZM54 264H65L59 259L54 261ZM67 264H89L87 260H73L68 261ZM157 264H209V262H202L200 260L180 261L170 260L161 261ZM212 264H220V262H212Z\"/></svg>",
	"mask_w": 264,
	"mask_h": 264
}]
</instances>
